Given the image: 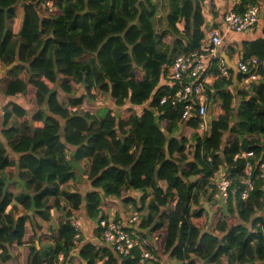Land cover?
<instances>
[{
    "label": "trees",
    "instance_id": "16d2710c",
    "mask_svg": "<svg viewBox=\"0 0 264 264\" xmlns=\"http://www.w3.org/2000/svg\"><path fill=\"white\" fill-rule=\"evenodd\" d=\"M49 1L52 10L47 0H0V61L17 63L1 92L12 102L0 103V263L60 264L63 255L61 264H116L109 250L81 246L71 219L82 208L99 223L115 208L109 199L133 191L144 193L141 234L162 232L159 250L146 244L168 264H264V181L256 179L242 201L245 160L236 159L264 152V39L244 42L241 55L261 62V80L234 94L231 79L218 78L208 90L210 130L201 135L198 121L182 122L183 106L172 104L160 82L165 65L200 48L208 0H166L162 35L157 0ZM251 6L258 0H241L235 9ZM97 91L117 114L107 110L97 121L82 108L100 103ZM217 173L232 182L226 203L211 181ZM83 181L92 188L84 198L63 189ZM66 200L72 203L64 206ZM203 201L214 212L208 230ZM54 211L63 219L50 237L27 227L38 218L49 222ZM139 259L135 248L122 264Z\"/></svg>",
    "mask_w": 264,
    "mask_h": 264
},
{
    "label": "built area",
    "instance_id": "2783aa9c",
    "mask_svg": "<svg viewBox=\"0 0 264 264\" xmlns=\"http://www.w3.org/2000/svg\"><path fill=\"white\" fill-rule=\"evenodd\" d=\"M50 10L53 9V2H46ZM260 21L259 6H251L244 13H239L236 9L226 13L224 22L226 31L220 29H209L205 31V36L201 41L200 48L189 54H181L170 65L164 66L163 79L161 86L169 89V99L173 105H182L184 108L182 122L188 120L198 121L199 133L205 135L210 130L208 117L209 98L207 93L206 72L208 68L217 63V69L221 78L230 79V69L220 58V49L224 46V40L229 33H247L258 26ZM261 62L256 57L240 59L237 62V71L241 75V84L250 88L261 80L259 68ZM167 99L162 101L166 103ZM143 107L139 108V114ZM189 130V127H187ZM236 159L245 160L244 170L241 182L244 188L240 192V199L246 201L255 189V180L264 181V152L259 157L254 151L245 152L238 155ZM211 161V160H210ZM217 173L211 181L217 185L219 194L226 203L231 197L232 182L227 175H223L219 180ZM176 203H173L175 207ZM138 217H132L127 220L102 218L98 225L102 230L103 241L110 246L116 254L122 259H127L132 255L135 248L140 250V259L135 264H155L159 262L158 256L148 248L146 243L136 240V236L128 230V225L137 224ZM80 235H77L76 244ZM60 255L59 260H63ZM98 264H103L100 262ZM201 264H213L205 262Z\"/></svg>",
    "mask_w": 264,
    "mask_h": 264
},
{
    "label": "crops",
    "instance_id": "0c3cea01",
    "mask_svg": "<svg viewBox=\"0 0 264 264\" xmlns=\"http://www.w3.org/2000/svg\"><path fill=\"white\" fill-rule=\"evenodd\" d=\"M241 0H208L204 3L203 6V15L206 20V29L205 31L209 29H220L223 31H226V25L224 22V18L227 12L230 10H234L237 6L240 5ZM259 2V8H260V21L258 26H256L252 31L247 33H229L226 35L224 40V46L220 49V58L221 60L227 65V67L230 69V79H231V85L229 87V90L232 91L234 94H237L238 92H241L243 90H248V88L242 86L241 84V75L237 71V62L242 57V49H243V43L244 42H252L259 39H264V0H258ZM17 16H22V9L21 7L17 8ZM158 16L157 18H159ZM180 28H183V23H180ZM17 63H14L10 66H7L6 68L0 61V103L5 104L12 102V100L8 99L6 100L3 96L2 88L4 87L5 81L10 79L9 72L16 66ZM3 65V66H2ZM220 77V74L217 69V63H213L211 65L207 72H206V79H207V93L208 90L214 91L213 86L215 82ZM224 79V78H223ZM229 79V80H230ZM20 98V97H18ZM209 98V97H208ZM4 104V105H5ZM15 120L14 118L11 119L10 125L14 124ZM82 169V168H81ZM83 170V169H82ZM223 174H219L217 176V180H219ZM10 177H13L10 175ZM88 182H70L66 186L63 187L64 190L70 191L72 194H79L81 197L84 198V196L92 191V188L90 185L87 184ZM161 186L165 189L166 183H161ZM19 192V191H18ZM144 193H138L129 191L126 195H124L122 198L117 199H109L110 201L115 203V208L109 207V213L106 214L109 218L113 219H120V220H127L132 217H138L140 220L137 224H129L128 230L131 234L136 236V240L142 243H146V240L151 242L155 248L159 247L156 245L157 239L154 238L155 236H150L148 233L145 235V237L141 234L143 231L139 229V226L141 224V214L143 213L141 210V200H143ZM132 200V201H131ZM65 202L71 204L72 202L69 200H66ZM64 202V203H65ZM203 206L206 210L205 216L202 218V220L206 223V230L210 229V226L213 222L214 212L212 211V205L207 202L203 201ZM173 208V205L171 206ZM70 208V207H68ZM72 209V205H71ZM209 211L212 212V216L210 217ZM32 215V212L30 213ZM63 214L57 211L53 212V217L49 222L42 221L40 218L36 219V222L33 220L30 224H27L28 228L34 227L36 234L39 235H47L50 237L53 232L57 231V229L60 227V223L62 222ZM73 221V225L79 230L80 235L82 237L81 246L84 245H93L98 250L102 252H109L112 254V256L116 260V264H122L123 260L114 252L110 246H108L102 239L101 236H99L100 228L98 223H95L87 218L86 212L84 209H79L74 211V216L71 219ZM47 242V241H46ZM49 243V242H47ZM37 247L40 248V242L38 241L36 243ZM109 250V251H108ZM19 251L22 253V256L24 254V249L20 248ZM78 252V251H77ZM158 255V258H160V262L163 261L161 258V253H156ZM76 255V253H75ZM227 258H223V263L227 262ZM24 261V258L22 259V262ZM107 261V259H105ZM63 262L60 261V264ZM3 264V263H0Z\"/></svg>",
    "mask_w": 264,
    "mask_h": 264
},
{
    "label": "rangeland",
    "instance_id": "374dc122",
    "mask_svg": "<svg viewBox=\"0 0 264 264\" xmlns=\"http://www.w3.org/2000/svg\"><path fill=\"white\" fill-rule=\"evenodd\" d=\"M157 1L159 3V14H158V16H160V17L156 19V21H155L156 24L155 25H156V29H157L158 34L162 35L161 33L163 32L164 25L166 24V16H167V13H168V9L166 7V0H157ZM162 38H164L165 40H168V41L171 40V37H169L168 33H166ZM4 67L6 68V66H4ZM106 97H107L106 93H103L101 91H97L96 92V101L95 102L99 101L100 103L95 105V104L89 103L88 101H85L82 108L85 111L93 113V115L96 116L97 121H100V119L104 117L105 111H107V110H110V111L112 110L113 112H115V114H117L116 107L111 105V104L108 105L107 102H106ZM68 99H69V96L61 94V100L63 102H65V104H67V105H68ZM210 112H211L210 111V107H208V117L209 118H211V113ZM182 132H183V135L185 137L191 138L194 131H186L185 130V126H184L183 129H182ZM230 138L231 137H229L228 134L225 135V141H228ZM76 172H77V174L79 176V175L82 174V169L80 167H76ZM67 205H68V203L65 202L64 206H67ZM163 236L164 235L162 234V232H160V234H157L154 237V238L157 239L156 245L158 247H159L158 243L163 238ZM78 244H79V242L77 243V245ZM157 264H168V263L165 261V259H163V261L160 262V258H159V262Z\"/></svg>",
    "mask_w": 264,
    "mask_h": 264
},
{
    "label": "water",
    "instance_id": "95a60500",
    "mask_svg": "<svg viewBox=\"0 0 264 264\" xmlns=\"http://www.w3.org/2000/svg\"><path fill=\"white\" fill-rule=\"evenodd\" d=\"M41 1H43V0H41ZM166 155H167V159H170L169 150H168V144H167V146H166ZM208 212H209L210 217H211V216H212V212L209 211V210H208Z\"/></svg>",
    "mask_w": 264,
    "mask_h": 264
}]
</instances>
